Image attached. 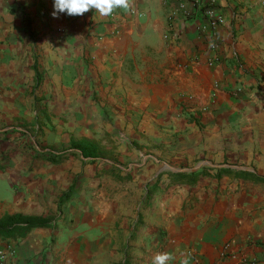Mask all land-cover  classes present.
<instances>
[{"label":"crops","instance_id":"crops-1","mask_svg":"<svg viewBox=\"0 0 264 264\" xmlns=\"http://www.w3.org/2000/svg\"><path fill=\"white\" fill-rule=\"evenodd\" d=\"M205 1L223 14L216 50L195 0H129L109 16H53V0H0V116L24 125L0 121V218L58 217L25 237H0V264H151L162 252L170 264H264V0ZM133 112L176 118L174 131L195 132L191 147L212 148L201 132L214 134L230 147L226 163L173 183L180 169L163 172L158 154L129 171H99L101 157L73 149L60 163L48 155V114L85 135L70 147L82 138L100 146L84 130ZM120 120L108 130L132 129Z\"/></svg>","mask_w":264,"mask_h":264},{"label":"rangeland","instance_id":"rangeland-1","mask_svg":"<svg viewBox=\"0 0 264 264\" xmlns=\"http://www.w3.org/2000/svg\"><path fill=\"white\" fill-rule=\"evenodd\" d=\"M92 99L95 100L94 98ZM51 100L54 101V98H48V101ZM98 115L101 117L99 112ZM98 115L97 113L90 114V116L94 118H98ZM152 115L153 116L148 114L145 116L144 114L140 115L137 112H133L130 115L123 114L119 117L112 115L102 116L104 117L102 119L103 124H100L97 129H92V126H90L84 130V133L90 132V134L95 135L97 138L99 137V143L102 149L101 158L97 161V165L100 166L98 169L99 171H102L103 168H111V166H120L121 170L124 171L137 170L144 167V165L152 160V157L157 156V154L159 155L158 158L161 159L159 165L163 166V172L174 169H186L185 172H203L212 168L214 165L219 166L226 163V160H220L222 149H224L220 146L221 139L216 138L214 134L212 139L206 140L205 136L208 132H201L203 134L201 143L204 144L206 142L207 144H211L212 148L204 150L202 145L191 147L190 145L194 140L187 139V134L195 135V132H193L190 127H185L187 134L184 135L182 131H174L176 128V118L171 119L170 116H161L158 119L155 114ZM179 116L186 118V116L182 114ZM116 118L121 119V124L124 123L125 119L127 122L131 120L133 124L132 129L129 132L120 130L117 134L108 130L107 124H114ZM0 121H2V128L16 126L24 127L23 124L11 122V119L7 122V118L3 116H0ZM100 121L101 119L97 120V123H100ZM67 123L68 117L59 118L54 114L53 116L48 114V155H51V153L59 154L67 152L68 157L74 154L70 150L68 139L85 136L77 132L76 128H73L75 124L67 127ZM146 123L150 124L145 126ZM60 125L63 127L61 131L59 129ZM95 126H93V128H95ZM27 129L35 137L45 135L44 131H41L40 128L29 127ZM203 129L202 127L200 128L201 131ZM162 131L163 134L159 136L156 135ZM178 135H180V139ZM37 145L40 144L37 143ZM190 147L193 150L190 151ZM224 150H230V147L225 146ZM78 154L80 153L78 152ZM212 158L219 159V161L209 162Z\"/></svg>","mask_w":264,"mask_h":264},{"label":"trees","instance_id":"trees-1","mask_svg":"<svg viewBox=\"0 0 264 264\" xmlns=\"http://www.w3.org/2000/svg\"><path fill=\"white\" fill-rule=\"evenodd\" d=\"M70 149L78 150L82 153L84 158H91L97 160L101 157L102 149L95 142L82 138L72 139ZM53 161L60 163L67 157V152L53 154ZM202 172L196 171L188 174L185 171L171 172V180L173 183L188 181L192 176H197ZM76 189L73 184L59 199V207L62 206L71 198L72 193ZM56 216H39V215H26L23 213L6 214L0 218V237L21 238L25 237L35 227H49L57 220Z\"/></svg>","mask_w":264,"mask_h":264},{"label":"clouds","instance_id":"clouds-1","mask_svg":"<svg viewBox=\"0 0 264 264\" xmlns=\"http://www.w3.org/2000/svg\"><path fill=\"white\" fill-rule=\"evenodd\" d=\"M128 9L129 0H53V16L60 13L69 16H79L95 9L100 16H109L115 9ZM174 260L169 252L157 253L152 257L151 264H170ZM187 264V261H185Z\"/></svg>","mask_w":264,"mask_h":264},{"label":"built area","instance_id":"built-area-1","mask_svg":"<svg viewBox=\"0 0 264 264\" xmlns=\"http://www.w3.org/2000/svg\"><path fill=\"white\" fill-rule=\"evenodd\" d=\"M196 6L199 8L200 13L205 20L201 25V30L204 33H208L209 36V46L211 49L216 50L219 43V37L217 29L221 22H223V14L214 5L213 2H207L205 0H195ZM182 12L184 15H188V9L183 6ZM215 59L210 60L213 63ZM240 90V89H239ZM203 264V263H200Z\"/></svg>","mask_w":264,"mask_h":264},{"label":"water","instance_id":"water-1","mask_svg":"<svg viewBox=\"0 0 264 264\" xmlns=\"http://www.w3.org/2000/svg\"><path fill=\"white\" fill-rule=\"evenodd\" d=\"M186 169H180V171H185Z\"/></svg>","mask_w":264,"mask_h":264}]
</instances>
